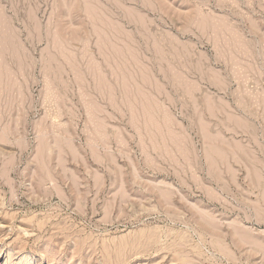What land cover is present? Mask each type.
Masks as SVG:
<instances>
[{
    "label": "rangeland",
    "instance_id": "rangeland-1",
    "mask_svg": "<svg viewBox=\"0 0 264 264\" xmlns=\"http://www.w3.org/2000/svg\"><path fill=\"white\" fill-rule=\"evenodd\" d=\"M0 264H264V0H0Z\"/></svg>",
    "mask_w": 264,
    "mask_h": 264
}]
</instances>
